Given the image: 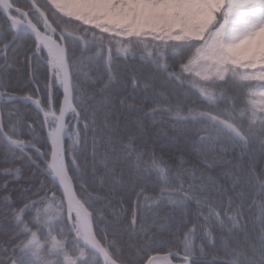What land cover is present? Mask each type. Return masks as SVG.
Instances as JSON below:
<instances>
[{
    "label": "snow or ice",
    "instance_id": "1",
    "mask_svg": "<svg viewBox=\"0 0 264 264\" xmlns=\"http://www.w3.org/2000/svg\"><path fill=\"white\" fill-rule=\"evenodd\" d=\"M0 264H264V0H0Z\"/></svg>",
    "mask_w": 264,
    "mask_h": 264
}]
</instances>
